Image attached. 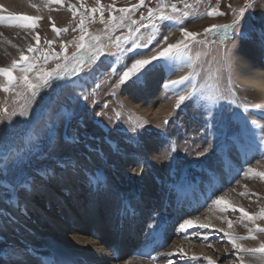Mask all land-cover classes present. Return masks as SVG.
I'll return each instance as SVG.
<instances>
[{
	"label": "rangeland",
	"instance_id": "obj_1",
	"mask_svg": "<svg viewBox=\"0 0 264 264\" xmlns=\"http://www.w3.org/2000/svg\"><path fill=\"white\" fill-rule=\"evenodd\" d=\"M80 2L81 0H65L63 6L53 4L45 7L43 0H0V9H3L0 11V16L27 14L42 17L36 21L35 29L10 27L8 20L0 21V34H2L0 35V67H7L13 58H19L18 48L24 49L26 57L38 56L39 52L29 53L26 46L32 44L43 50L47 48L44 44L45 40L54 41L51 52L64 51L67 56L76 52L74 43L68 44L64 50L61 48V41L67 44L80 35L78 30L72 31L80 17L77 15L73 18L67 8L68 3L79 7ZM136 3L138 0H101V5L105 7L106 20L110 15L109 5L119 9ZM188 3L193 7L187 10L190 15L184 18L183 25H173V22L168 21L159 24V34L156 39L160 40L163 36H168L167 43L177 42L183 38L179 31L181 26L190 32L198 33L197 40L201 42H189L191 61L187 58L175 59L171 62L162 59L154 62L156 69L142 77L137 84L128 82L126 85L113 87L119 78L118 74L122 71V66L125 63L131 64L133 53H124L123 49L131 47L133 41L143 45L154 30L150 26L140 28V31L127 42L122 40L121 47L117 48L112 41L117 36L128 34L130 21L125 20L122 26L110 30L109 35L112 38L110 41L104 36L106 25L100 23L99 13H96L95 22L86 21V27L89 32L103 37L102 42L109 46L108 51L100 55L93 64L84 63L74 72H62L66 80L55 83L68 84V87L41 89L35 102L29 106V117L13 118L7 129L6 140L3 138L5 135L3 126H0V225L8 221L6 227L0 228V248L3 249L0 251V257L15 249L22 255L13 259L23 260L24 264H34L28 259V248L34 245L44 249L47 246V237L28 231V226L23 220L31 221L45 233L47 231L51 234V231L44 228L51 227L47 219L53 222L56 219L70 217V213L65 211L68 205L72 206V212L76 211V215H79L76 205L82 202L84 210L81 216L86 215L88 223L93 213L97 214L98 220L109 217V221H115V211L111 209L112 203H119L117 199L121 203L120 188L125 186L130 190L136 189L142 200L144 209L142 213L143 217L145 216L142 228L144 225H158L164 215L172 219L170 229L163 233L166 243L160 250V254L164 253L162 260H166L165 255L171 252L177 255L173 259L183 261L182 264H208L205 257H211L216 264H239L235 250L228 242L225 232L220 229L229 231L223 219L227 217L233 221V234L246 236L248 232L244 224L248 222L240 221L242 214L239 210L232 211L229 208L228 211L221 212L212 201L218 196H226L237 209L243 207L249 214L256 213L260 207H264V179L244 174L249 166L257 171H264V146L254 147L247 154L232 146V138L241 134L245 118L248 122L255 120L257 124L264 126V102L255 101L249 96L248 88L237 81L239 73L236 54L243 40L236 37V42L233 43L232 40L224 39L223 31L205 33L204 30L213 24H230L234 18L232 8L244 7L245 0H200L199 3L188 0ZM32 4L37 7H32ZM83 4L89 9L97 7L95 0H83ZM251 4L252 7L246 12L244 26L245 29L254 28L259 31L261 26H264V0H251ZM149 7H157L156 0H146L144 6L128 15L131 19L140 21V14L143 13L147 17ZM178 7L183 9L184 5L178 4ZM212 8H218L225 15L208 16L206 13ZM111 15L119 17L122 13L112 11ZM49 17L52 18L51 21ZM52 21L58 28H68L69 31L58 36L52 31ZM143 23L147 24V19ZM138 26V24L132 25L133 28ZM35 34H39L41 38L39 45L32 39V35ZM155 46L156 41H153L148 47H138L135 51L149 55ZM226 49L229 54L228 60L224 59ZM62 61L63 56L58 60L50 58L47 64H43V60L40 63L43 65V70H51ZM189 63L193 65L192 68L188 66ZM262 64L264 65V54ZM113 69L116 71L113 72ZM190 72L198 73L191 82L185 81L174 87H164L169 80L179 79ZM12 75L16 76L18 73L13 72ZM97 84L100 85L98 88ZM192 84L196 85L198 94L185 100L180 108H176L178 95L184 93ZM201 85L204 87L201 88ZM200 92L209 98L205 99L199 94ZM83 95H88V99L84 100ZM221 96L226 99H221ZM13 97L14 93L0 91V104H7L9 109L16 107L12 104ZM18 103L23 105L24 102L21 100ZM244 103L260 105V108L250 107L245 112L242 107ZM105 104L107 108L104 107ZM214 104L225 109V116L232 117L227 122V127L220 125L215 129L205 127V108ZM158 106H163L165 111L156 116L152 108ZM234 113L236 115L233 116ZM165 120L169 123L165 124ZM49 123L54 124L57 143L65 141V138L78 137L80 141L78 145L64 147L61 151L68 156L78 158L82 171L70 182L47 181L45 186L38 185L31 192L20 187L14 189V186L19 184L17 169L12 165L15 153L17 150L26 151L29 136H38L43 143ZM142 123L144 124V128L140 129L142 135L137 136L131 129ZM253 130L257 132L256 142L259 145V129ZM243 139L246 142V136ZM209 142L212 144L209 152L205 156H198L199 152L209 146ZM173 145L177 149L175 153L170 151ZM127 153L140 156L144 165L142 175L134 163L121 167L124 155ZM4 156L9 159L4 160ZM33 175H35L34 170ZM191 176L194 178L191 181L193 186L191 195L189 196L183 189L176 191L175 187L180 186ZM94 177L102 182V187H97ZM103 178L108 183V191L115 194L114 199L108 198L109 192H104L106 189ZM47 188L49 191L46 190ZM14 198L19 199L22 206L25 205L26 213L17 209L19 216L12 214L11 201ZM192 198L198 204L197 208L193 209V212L180 214L179 200L180 206H184L182 211H187L190 210L188 201ZM95 202H98V205ZM105 206L106 208L108 206V211ZM92 208H95L94 212ZM196 217L200 218L193 227L186 232L178 231L179 224L183 220ZM200 223H208L210 227L200 228ZM257 224L264 227V220H258ZM140 235L143 239V232ZM255 235L256 240L247 239L240 243L247 248L258 247L259 243L264 241V233L258 232ZM139 244L134 245L132 251L129 250L125 259L119 264H156L152 259L153 254L146 256L134 254L133 250ZM103 245L108 246L109 243L103 242ZM181 248L182 255L179 253ZM253 254L260 255L241 253L246 264H264V262L256 263Z\"/></svg>",
	"mask_w": 264,
	"mask_h": 264
},
{
	"label": "snow or ice",
	"instance_id": "obj_2",
	"mask_svg": "<svg viewBox=\"0 0 264 264\" xmlns=\"http://www.w3.org/2000/svg\"><path fill=\"white\" fill-rule=\"evenodd\" d=\"M195 2L199 3L200 0H195ZM95 3L97 7L90 9L84 7L83 0H81L79 7L71 3L67 4V8L72 13L73 18L77 15L80 17L78 23L72 28L73 32L77 30L79 31V37L74 38L73 41L67 42V44L61 41V48L64 50H66L68 44H75L76 52H74L71 57L65 55L64 51L60 53L51 52L50 50L52 49L54 41L45 40L44 44L47 48L43 50L39 47H34L32 44H28L26 46L29 53L39 52L38 56L30 55L26 57L24 49L18 48L19 58H13L7 67H0V91H4L9 94L14 93L12 104L16 105V107L9 109L7 104H0V126H3V131L5 133L3 138L5 140L7 139V129L13 122L14 117H29V106L35 102L41 89L69 86L68 84L61 85L55 83L56 81L66 80V76L61 74L62 70L66 67V63H58L55 68L51 70H43V65L40 63L41 60H43V64H47L50 58L58 60L61 56H63L65 62L69 60L73 62L72 66L75 71L81 68L84 63H95L99 59L100 55H103L106 51H108L109 46L102 42L103 37L101 35L91 34L86 27V21L89 23L95 22L94 17L96 13H99L100 23L106 25L104 36H106L110 41L112 38L109 35V31L122 26L125 20L130 21L128 34L117 36L115 37V40L112 41L117 48L121 47L122 40L127 42L140 31V28H147L150 26L154 30L149 36L147 42L143 45H139L136 41H133L131 47L123 49L124 53H133L131 64L129 65L125 63L122 66V71L118 74L119 78L113 87L126 85L128 82H131L134 85L137 84L142 77H145L149 72L156 69V64L154 62L162 59L171 62L175 59L187 58L191 61L192 57L190 55L191 48L189 42H201L197 40L199 35L198 33L190 32L182 26L179 27V31L183 38L177 42L167 43L168 36H163L160 40L156 39L159 34V24H163L168 21L173 22V25H183L184 18H188L190 15L187 10L193 7L192 4L188 3V0H176V2H171V0H156L157 7H149L147 10V17L141 13L140 21L131 19L128 14L144 6L146 0H138V3L132 4L130 7H121L119 9H115L114 5H109L108 10L110 15L107 20L104 17L105 7L101 5V0H95ZM43 4L45 7H49L53 4L63 6L65 4V0H43ZM178 4H183L184 8H179ZM31 6L34 8L37 7L35 4H32ZM251 7V0H245L244 7H240L239 9L232 8V15L234 18L230 24H213L204 30L205 33L223 31L225 40H232V42L235 43L236 37H239L241 40L250 39L258 43L261 48H264V26H261L259 31H256L254 28L245 29L244 26L246 12ZM229 8H231V5H229ZM0 11H3V9H0ZM112 11H119L122 15L116 17L115 15H111ZM206 14L210 17L225 15V13L219 11L218 8H212ZM40 19H42L41 16H30L27 14L10 15L8 17L0 16V21H9L8 26L21 29H35V27H37L36 21ZM51 19L52 18L49 17L50 21ZM145 19H147V24L143 23ZM137 24L139 25L138 27H132V25ZM51 26L52 31L58 36L63 32L69 31L68 28H58L54 21H52ZM32 39L36 41L37 45L40 44L41 38L39 34L32 35ZM153 41H156V46L151 49V54L145 55L135 51L138 47H148V45ZM12 46L17 47L16 45ZM198 57L199 53L197 54V58ZM224 59H229L227 49L224 54ZM188 66L190 68L193 67L191 63H189ZM171 70V65H169V71ZM115 71L116 70L113 69V72ZM13 72L18 73V75L13 76ZM195 75H198V73L190 72L188 75L181 76L179 79L169 80L164 84V87H174L176 85L183 84L185 81L191 82ZM99 86V84L96 85L97 88ZM203 87L204 86L201 85V88ZM229 91L231 90L229 89ZM93 92H95V89H93ZM197 94L198 89L195 84H192L191 87L185 90L184 93L178 95L175 107L180 108L181 104H183L185 100H188ZM199 94L205 99L209 98L205 96L203 92H200ZM220 98L226 99L224 96H221ZM83 99L87 100L88 95H83ZM21 100L24 102L23 105L18 103ZM230 103L235 102L230 101ZM104 107L107 108V104H105ZM242 107L245 112H247L250 107L259 109L260 105H249L248 103H244ZM224 111L225 109L222 106L216 104L211 107H206L204 113L205 127L209 129H215L217 125L227 127V122H229L232 117L225 116ZM234 115L236 114L234 113L233 116ZM117 117H119V113H117ZM164 123L168 124L169 121L165 120ZM143 128L144 124L142 123L138 126H134L131 131L136 133L137 136H141L142 134L140 129ZM253 129H259V145H257L256 142L257 132ZM244 136H246V142L243 139ZM79 143L80 141L78 137H72L71 139L65 138V141L57 143L55 140L53 123L48 124L47 133L45 134L43 143H41L38 136H29L27 139L26 151L17 150L12 159V165L17 169L19 175V184L14 186V189L15 187H20L31 192L34 191L38 185L45 186V181L70 182L75 175H78L82 171L81 162L78 158L68 156L67 153L62 152L61 149L68 146H76ZM232 146L242 150L245 154L252 151L254 147L258 148L259 146H264V126L257 124L255 120L248 122L245 118V124L241 134L234 135L232 138ZM211 147L212 144L209 142V146L204 148L203 151L199 152L197 155L205 156ZM170 151L175 153L177 149L173 145ZM172 158L174 159V157ZM8 159L9 157L4 156V160ZM136 165L140 169V174L142 175L144 165L139 159H137ZM33 170L35 171V175H33ZM133 171L135 172L136 170L134 169ZM244 174L245 176H249L251 174L252 176L264 179V171H257L251 166L246 169ZM93 180L98 188L102 187V182L98 178L94 177ZM212 204L217 206L221 212H226L229 208H231L232 211L239 210L242 214L240 221L248 222L244 224V227L248 232V235L246 236L234 235L233 221L227 219V217H223V219L227 223L229 231L220 229V231L225 232L228 242L235 250L239 264H246L241 253H258L260 254V259L264 262V241L260 242L259 246L255 248H247L244 244L240 243V241L247 239L256 240L257 237L255 233H264V227L257 224L258 220H264V207H260L259 211L256 213L249 214L243 207H239V209H237L226 196L216 197V199L212 201ZM198 221L199 217L194 219H185L179 224L178 231L186 232ZM7 223L8 221H5L3 225H0V228L6 227ZM199 227L208 228L210 225L208 223H200ZM205 239H207V236H205ZM0 251H3V249L0 248ZM179 253L181 255L183 254L182 248L179 249ZM20 255H22V253H18L15 249H13L7 252L3 257H0V264H24L23 260L13 259V257ZM168 255H171V253ZM152 259L155 260L156 257H152ZM204 259L207 260L208 264H216V261L211 257H205ZM167 264H172V261L169 260Z\"/></svg>",
	"mask_w": 264,
	"mask_h": 264
},
{
	"label": "bare ground",
	"instance_id": "obj_3",
	"mask_svg": "<svg viewBox=\"0 0 264 264\" xmlns=\"http://www.w3.org/2000/svg\"><path fill=\"white\" fill-rule=\"evenodd\" d=\"M263 54L264 48H261L258 43L250 39H244L240 43L239 51L236 54V66L239 73L237 81L240 85L247 87L249 96L258 102H264V65L262 64ZM161 70L163 71L164 69ZM165 79L167 78L165 77ZM164 91L162 90V92ZM152 111L156 114V116H158L165 111V108L163 106H158L152 108ZM137 159L141 161L139 155L135 153H127L124 155V162L122 163L121 167H125L131 163L136 165ZM103 179L104 188L106 189L103 191L108 193L110 191H108V183L106 182L105 178ZM193 179L194 178L191 176L189 179L183 181L180 186L175 187L176 191L179 192V190L183 189L184 192L190 196L193 188L191 181ZM92 189H94V187ZM46 190L49 191L48 188ZM120 190L122 198L121 203L118 199L117 201H119V203H112L111 209H114L115 211V221L112 222L111 220L109 221V217H106L105 220H103L104 218L102 220H98L97 214L93 213L91 216V221L88 223L86 221L87 216H81L82 210H84L82 209V205H84L82 202L79 204L77 203L76 205L77 209L80 211H78V213H80V217L79 215H76V211L72 212V206L68 205L65 211L70 213V217H64L62 220L56 219L53 222L52 220L47 219L48 223H51V227L49 228L45 226L44 228L48 231H51V234L47 231L45 233V231H43L33 222L26 221L23 218L24 223L28 226V231L47 237V246L44 249H40L41 247L37 248L34 245L28 248V259L34 264H119L120 261L125 259V256L127 253H129V250L132 251V247L140 243L139 246L135 247L133 250L135 251V255L140 256L146 253L153 254V256L156 257V264H167L169 260L172 261V264H182L183 261L179 259H173L177 257L176 254L170 252L171 255H168V252V254L165 253V258H167L166 260H162L164 253L160 254V250L166 243L163 239V233L170 229L173 223L172 219L164 215L159 221L158 225H144L145 229L144 227L142 228V221H144L145 216L143 217L142 212L144 209L139 194L136 192V189L130 190L125 186H122ZM135 192L137 194H135ZM108 198L114 199L115 194L113 192H109ZM11 203V212L13 215H18L16 212L17 209H20L19 212L26 213V208L24 207L25 205L22 206V203L19 201V199L14 198ZM95 203L98 205V202ZM96 204L94 206H96ZM117 204H119L120 207H117ZM180 205L181 203L179 200L178 211H180V214H182L183 212H193V209L197 208L198 204H196L195 200L192 198L191 201H188L190 210L187 211H182L184 206ZM108 206L107 208L105 206L107 211L109 210ZM95 208H92L91 210L94 212ZM74 227H77V229H73ZM86 227L88 229V234ZM107 228L110 229L108 230ZM111 231H113V233ZM141 232H143V239L140 235ZM103 242H108L109 247L104 246ZM168 256L170 258H168ZM253 259L256 263L262 262L260 255L253 254Z\"/></svg>",
	"mask_w": 264,
	"mask_h": 264
},
{
	"label": "trees",
	"instance_id": "obj_4",
	"mask_svg": "<svg viewBox=\"0 0 264 264\" xmlns=\"http://www.w3.org/2000/svg\"><path fill=\"white\" fill-rule=\"evenodd\" d=\"M91 34H93V35H96L95 33H93V32H90ZM87 39V38H86ZM72 55H68V57H71ZM61 63H66V67L62 70V72H64V71H66V72H74V70H73V66H72V61L71 60H69V61H67V62H65L64 61V58H63V61L61 62ZM78 70V69H77ZM33 121H35V118L33 119Z\"/></svg>",
	"mask_w": 264,
	"mask_h": 264
}]
</instances>
